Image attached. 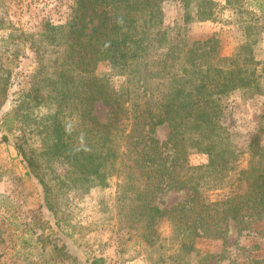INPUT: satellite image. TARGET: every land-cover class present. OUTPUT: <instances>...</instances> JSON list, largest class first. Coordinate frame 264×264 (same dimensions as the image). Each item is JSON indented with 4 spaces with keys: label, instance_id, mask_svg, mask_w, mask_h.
Listing matches in <instances>:
<instances>
[{
    "label": "trees",
    "instance_id": "obj_1",
    "mask_svg": "<svg viewBox=\"0 0 264 264\" xmlns=\"http://www.w3.org/2000/svg\"><path fill=\"white\" fill-rule=\"evenodd\" d=\"M166 1L182 10L170 23L161 11ZM211 4L72 0L65 23L47 24L34 35L17 34L34 51L37 67L31 86L19 94L15 129L27 127L38 146L26 139L15 146L26 175L41 184L47 209L55 208L53 190H87L117 175L119 186L132 196L130 210L137 221L149 224L167 216L178 228L186 225L183 248L192 247L185 241L188 235L224 238L230 224L239 233L249 232L264 219V128L248 144L247 167L235 171L236 148L224 139L219 121L223 98L258 86L250 44L222 56L214 35L190 39L187 33L189 22L214 17ZM106 62L110 76H124L120 87L97 70ZM97 102L107 109L104 121L94 113ZM40 107L46 111L35 113ZM6 121L2 127L9 126ZM163 124L169 135L160 141L154 129ZM199 148L208 163L189 165L187 155ZM55 164L64 174L55 172ZM204 172L215 182L209 184ZM223 183L233 190L206 202L201 187ZM184 189L192 194L170 207L152 204L159 195Z\"/></svg>",
    "mask_w": 264,
    "mask_h": 264
},
{
    "label": "rangeland",
    "instance_id": "obj_2",
    "mask_svg": "<svg viewBox=\"0 0 264 264\" xmlns=\"http://www.w3.org/2000/svg\"><path fill=\"white\" fill-rule=\"evenodd\" d=\"M208 1L212 2L214 17L189 22V38L214 35L222 56L231 55L247 41L248 53L255 60L257 88L236 90L222 99L220 131L236 148L237 171L247 167L248 144L264 128V0ZM71 3L0 0V89H6L0 94V264H94V259L102 264H264V219L249 232L239 233L230 224L224 238L188 235L185 241L192 247L183 248L180 243L188 234V230H182L186 225L178 228L167 216L149 224L137 221L131 215L132 196L119 186L117 175L109 176L106 185L87 190L65 186L53 190L55 208L45 207L42 186L35 177L26 175V164L15 146L24 139L38 146V138L27 127L15 129L20 126L14 114L19 94L31 86V75L37 67L34 51L28 42L18 40L17 34L34 35L47 24L65 23ZM161 11L165 23L182 14L180 4L171 1L164 2ZM97 70L111 73L107 62L99 64ZM124 80L121 75L110 76L116 88ZM34 111L44 113L46 109ZM106 112L104 105L95 104L94 113L101 121ZM5 120L9 124L6 128L2 127ZM168 135L166 124L155 127L154 136L160 141ZM260 139L264 144V134ZM187 162L205 166L208 156L199 148L187 155ZM53 168L57 174H64L61 165ZM203 178L209 179V184L215 182L207 172ZM200 190L205 201L211 202L233 188L223 183L207 184ZM191 194L186 189L169 191L157 196L152 204L170 207Z\"/></svg>",
    "mask_w": 264,
    "mask_h": 264
}]
</instances>
